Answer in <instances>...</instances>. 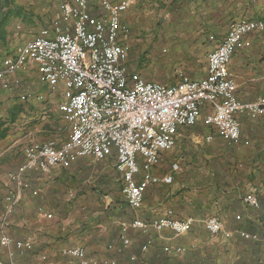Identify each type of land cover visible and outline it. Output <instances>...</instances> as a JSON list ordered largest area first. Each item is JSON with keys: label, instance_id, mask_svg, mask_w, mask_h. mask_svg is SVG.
<instances>
[{"label": "crops", "instance_id": "obj_1", "mask_svg": "<svg viewBox=\"0 0 264 264\" xmlns=\"http://www.w3.org/2000/svg\"><path fill=\"white\" fill-rule=\"evenodd\" d=\"M1 2L0 67L4 57L36 37L60 13L58 0ZM91 9L96 11L95 6ZM150 13L154 17L153 35L166 41L165 47L173 56L174 64L170 66L191 79H201L208 74V53L222 42L233 21H264V0H136L122 15L130 36L142 33L146 28L142 19ZM246 41L233 54L229 71L238 97L251 101L264 95V29L248 34ZM35 80L37 88L32 85ZM5 81L8 86L0 81V128L7 129L0 137V240L4 235L30 240L32 248L0 243V261L74 264L75 259L65 255L64 250L80 246L91 264H101L106 258L117 264H264L263 117L238 114L243 138L239 144L227 142L202 119L193 126L180 127L175 146L164 151L160 163L152 169L157 175L172 172L173 182L151 184L142 205L133 208L122 192L115 154L103 160L81 156L68 167L56 165L48 172L27 170L20 177L28 188H20L13 175L25 162L26 147L50 139L64 141L70 126L60 109L63 86L51 88L41 82L33 61ZM23 93L29 95L27 99H22ZM55 109L64 122L61 139L54 137L55 125H50L47 132L42 129L43 123L27 124L40 116L51 118ZM206 111L205 108L203 114ZM208 135L212 138L208 139ZM173 163L179 164V170L172 171ZM99 175L106 178L107 185L118 179L120 191L112 184L111 192L98 193ZM247 193L257 196L259 208L245 203ZM10 195L16 198L10 200ZM99 199L110 204L111 209H84ZM66 200L71 202L68 206L72 210L66 208ZM169 209L180 218L193 219L189 232L175 235L169 229H131L130 245L122 244L123 222L152 221L166 215ZM209 215H216L233 235H212L204 224ZM239 230L256 232L259 239H244ZM166 246L185 250L167 252ZM132 255L138 257L137 261H131Z\"/></svg>", "mask_w": 264, "mask_h": 264}, {"label": "built area", "instance_id": "obj_2", "mask_svg": "<svg viewBox=\"0 0 264 264\" xmlns=\"http://www.w3.org/2000/svg\"><path fill=\"white\" fill-rule=\"evenodd\" d=\"M135 2L58 0L60 13L51 24L19 46L13 55L4 57L0 67V81L4 86L9 85L6 77L16 74L29 61L36 64L41 82L51 88L63 86L60 109L70 126V134L64 141L50 139L26 147L25 162L19 167V173L13 175L20 188H28V183L20 177L27 170L48 172L56 165L68 167L81 156L103 159L115 154L124 197L131 207L138 208L151 184L173 182L172 172L157 175L152 169L160 163L162 153L175 146L180 127L193 126L202 119L215 127L227 142L239 144L243 138L238 114L264 119V95L251 101L241 100L229 71L233 54L247 44L248 34L264 29L263 20L233 21L222 42L208 53L205 77L191 79L181 74L177 82L169 84L147 80L127 70L130 28L122 15ZM16 82L20 79L16 78ZM28 96L21 95L22 99ZM205 108L207 111L203 114ZM179 167L173 163L172 171ZM244 201L253 208L260 207L253 193H247ZM204 224L212 235L226 238L233 235L216 215H209ZM192 225V218H180L169 209L166 215L152 221L123 222L120 238L127 247L131 243L128 236L131 229L147 231L153 227L182 235ZM238 233L244 239H259L256 232L239 230ZM0 243L14 244L20 249L32 248L30 240H15L8 235ZM164 250L182 253L185 248L166 246ZM64 254L74 258V264H91L83 247L66 248ZM130 259L137 261L138 257L132 255ZM0 264L16 263L0 261ZM101 264L117 262L106 258Z\"/></svg>", "mask_w": 264, "mask_h": 264}, {"label": "rangeland", "instance_id": "obj_3", "mask_svg": "<svg viewBox=\"0 0 264 264\" xmlns=\"http://www.w3.org/2000/svg\"><path fill=\"white\" fill-rule=\"evenodd\" d=\"M2 0H0V5ZM142 22L145 24L146 28L142 29V33L137 36H129L128 43L130 45L129 57L127 60V70L130 73L137 72L142 77L151 81H162V82H174L177 78L180 77L181 74L185 75L186 73L182 70H179L175 67H171L170 65L174 64L173 56L170 55V51L168 50L165 40H159L156 35H153L154 29V17L153 14L150 13L146 17L142 19ZM142 23V24H143ZM165 48V49H164ZM162 63L161 65H159ZM178 80V79H177ZM176 80V81H177ZM33 87L37 88V81L33 82ZM56 104V103H55ZM52 104L51 107H53ZM21 111V110H20ZM54 111V110H53ZM48 119V120H47ZM18 122H21L18 120ZM22 122H24L22 120ZM33 123H43L42 129H45L47 132L51 129L50 125L56 126L57 135H54L55 138L61 139V135L64 132V126L62 117L59 113L56 112V109L51 114V118L47 116V118H42L40 116L39 120L35 119L33 121L27 122L28 125ZM26 123L24 125H27ZM23 127V126H21ZM104 159V158H103ZM98 159V160H103ZM98 186L97 192L101 194H106L112 191V184L117 185V191H120L119 181L115 179L111 181L109 185H107V180L104 176L99 175L98 177ZM102 184H105L102 186ZM60 200L57 202L59 204ZM98 202V203H97ZM91 202L86 208L87 210H109L111 209V205L107 204L106 201L99 199L98 201ZM71 204L69 200H66V208L68 210H72L73 207L68 206ZM81 210V209H80Z\"/></svg>", "mask_w": 264, "mask_h": 264}, {"label": "trees", "instance_id": "obj_4", "mask_svg": "<svg viewBox=\"0 0 264 264\" xmlns=\"http://www.w3.org/2000/svg\"><path fill=\"white\" fill-rule=\"evenodd\" d=\"M3 1V0H2ZM6 3L10 2L11 0H4ZM0 30H1V23H0ZM6 128L5 129H1L0 128V137H3L6 133Z\"/></svg>", "mask_w": 264, "mask_h": 264}]
</instances>
